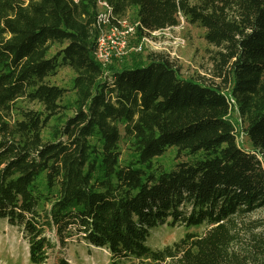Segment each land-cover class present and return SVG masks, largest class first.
<instances>
[{
    "label": "trees",
    "instance_id": "trees-1",
    "mask_svg": "<svg viewBox=\"0 0 264 264\" xmlns=\"http://www.w3.org/2000/svg\"><path fill=\"white\" fill-rule=\"evenodd\" d=\"M106 1L117 17L136 8L140 37L181 16L205 28L223 85L184 77L162 52L106 73L97 0H0V220L23 232L31 264L73 235L113 264H264V216H252L264 209V0ZM54 42L66 45L49 56ZM61 66L76 74L66 105L67 88L47 81ZM123 138L135 154L124 164ZM170 147L202 157L156 167ZM164 224L205 231L152 248Z\"/></svg>",
    "mask_w": 264,
    "mask_h": 264
},
{
    "label": "rangeland",
    "instance_id": "rangeland-1",
    "mask_svg": "<svg viewBox=\"0 0 264 264\" xmlns=\"http://www.w3.org/2000/svg\"><path fill=\"white\" fill-rule=\"evenodd\" d=\"M135 17L136 8L132 7L125 16L124 25H131L137 30V27H135L137 22ZM106 28H111V26H107ZM205 33V28L199 24L189 22L183 16H181L180 23L176 27H166L147 36H138L134 29L133 33L126 37L123 53L113 56L106 66V73L109 72L108 66L112 64L120 67L122 63L130 62V56L133 53L141 54L143 59H145L150 52H162L168 54L184 77H194L217 85H223L222 77L217 76V69L215 68L214 57L217 56L216 51L219 49L206 40ZM65 45L66 43L54 42L49 50V56H54ZM116 46L120 47L119 44ZM75 76L76 74L72 68L61 66L55 74L47 78L49 83L67 88V92L61 101L64 105L74 102L76 98V90L73 88ZM21 104H26L28 107L34 109H43V106L38 102L28 103L23 100ZM66 113L72 115L73 111L67 110ZM230 117L234 122H238L237 140L242 147L251 150L252 145L250 140L242 130L245 126L244 120L240 117L235 106L231 111ZM55 123L56 120L53 118L48 126L43 129L45 140L51 138V125ZM119 126L123 135V125L119 124ZM120 151V161L122 164L129 162L135 156L130 143H127L124 138L120 141ZM201 157L202 152L197 155H190L186 152H178L177 147H170L164 154L154 159V164L156 167L169 171L178 162H193ZM38 183L43 191H47L44 175L39 178ZM252 216H264V209H258ZM188 231L200 234L205 231V227L201 226L188 230L181 224L175 226L164 224L158 230L153 231L147 243L152 248H162L167 244L179 240ZM47 234L51 239L56 237L54 232L49 231ZM62 259L68 261L69 264H113L112 256L107 249L88 245L78 235H73L69 238L66 246L58 245L55 249L50 250L45 264H60ZM0 264H31L29 260V243L23 232L16 226H11L8 222L1 220Z\"/></svg>",
    "mask_w": 264,
    "mask_h": 264
},
{
    "label": "built area",
    "instance_id": "built-area-1",
    "mask_svg": "<svg viewBox=\"0 0 264 264\" xmlns=\"http://www.w3.org/2000/svg\"><path fill=\"white\" fill-rule=\"evenodd\" d=\"M97 3L98 17L96 27L99 30V34L97 37V46L94 53L96 59L102 64L103 67H106L113 56H118L119 54L123 53V49L126 45V37L131 35L134 29L136 32V28L131 25H124V19H126L125 16L117 17L113 13L112 7L106 0H97ZM138 24L139 22L137 21L135 27H137ZM107 26H111V28H106ZM117 44H119L120 47H117Z\"/></svg>",
    "mask_w": 264,
    "mask_h": 264
}]
</instances>
